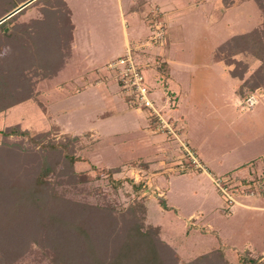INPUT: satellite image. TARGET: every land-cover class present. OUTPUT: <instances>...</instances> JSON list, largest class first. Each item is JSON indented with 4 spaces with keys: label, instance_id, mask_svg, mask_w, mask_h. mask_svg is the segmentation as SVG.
I'll return each instance as SVG.
<instances>
[{
    "label": "rangeland",
    "instance_id": "374dc122",
    "mask_svg": "<svg viewBox=\"0 0 264 264\" xmlns=\"http://www.w3.org/2000/svg\"><path fill=\"white\" fill-rule=\"evenodd\" d=\"M23 1L0 0V20ZM57 1L33 2L13 21L0 24L1 91L17 99L30 92L34 97L0 112V185L33 182L48 155L55 167L51 179L61 178L59 190H68L73 200L95 203L109 197L117 209L143 204L146 224L159 228L160 239L172 249L164 256L173 260L172 252L177 254V264H191L219 249L233 264L242 253L264 257V88L252 94L258 102L251 108L243 105L247 99L240 93L262 61L239 53L241 45L231 50L233 66L214 61L217 49L229 40L263 28L264 0H66L79 48L64 70L69 48L59 50L63 38L59 44L52 38L58 23H42L48 33L43 40L37 30L31 40L25 35L26 28L29 35L35 25L40 29L36 20L50 4L62 12ZM159 22L167 33L164 46H146L136 57L156 108L175 125L177 137L155 133L154 119L125 100L115 73L107 69L110 60L125 52L126 38L132 46L147 42ZM9 26L13 40L3 34ZM140 26L143 37L138 36ZM62 27L65 36L68 28ZM85 40L94 44L91 54L100 57L90 64L83 55ZM42 51L36 60L35 52ZM169 55L178 64L168 65ZM45 60L59 64L56 78L40 80L43 71L35 72L36 63ZM11 127L27 131L39 144L4 138L1 131ZM51 143L68 152L44 148ZM185 149L202 169H196ZM66 152L80 160L73 168ZM109 170L122 181L117 191ZM213 178L230 180L234 197L245 205L228 207ZM160 199L174 210L163 209ZM11 207L0 192V220L7 227L0 228V258L6 248L19 251L12 256L23 254L11 264H49L36 251V226L10 220ZM197 264L222 261L214 255Z\"/></svg>",
    "mask_w": 264,
    "mask_h": 264
},
{
    "label": "trees",
    "instance_id": "16d2710c",
    "mask_svg": "<svg viewBox=\"0 0 264 264\" xmlns=\"http://www.w3.org/2000/svg\"><path fill=\"white\" fill-rule=\"evenodd\" d=\"M26 1L28 0L22 3ZM38 1L40 0L36 2ZM57 2L62 5L59 6L62 8V12H59L58 8L56 12L52 10V5L50 4L48 6L49 10L43 14V18L38 21L36 20V22L40 23V29L38 25H35V28H32V31L34 29L32 35H29V29L26 28L25 35L28 41L34 38L38 31L41 35V40H43L42 35L47 33V29L43 30L42 23L48 21L51 27H55L54 24L58 23L59 28L55 27V30L52 28L54 30H52L54 32L52 38L56 44H59V40L63 38L62 45H58L59 50L63 51L72 40V12L64 0ZM27 8L1 25L13 21ZM59 20H61V23H64L61 24ZM63 25L66 29L68 28L69 32L65 36L61 35ZM10 26L3 34L6 38L12 39L8 36L12 33ZM263 34L264 26L260 30L256 29L248 34L235 36V38L218 48L214 54L215 63H222L223 60L227 66L231 67L234 63L232 59L234 53L231 50L234 49V46L241 45V51L238 50L239 53H251L258 60L262 61V65L257 69L255 75L248 80L249 82L244 84L246 86L241 88V96L246 99L259 89L264 88ZM23 37V34L19 35L16 43L20 42ZM1 42L0 37V47ZM63 45L64 48L61 49ZM43 51L35 52L36 60H39L38 58ZM51 57L47 59H51ZM49 63L50 60L48 62L45 60L36 63L34 66L36 67V73L38 72L37 69L43 71L40 80L53 79L61 69L57 62H53L52 65H49ZM2 64L3 66L7 65L6 62ZM233 72L231 71L232 75L235 74ZM21 73L23 74L24 72L21 70ZM1 89L0 85V112L34 98L33 93L30 92L29 95L26 94L24 97L17 99V96L11 97L3 94ZM29 89L30 91L32 90L31 87L26 90ZM245 89L248 90L247 93H245ZM1 133L6 139L13 136L28 138L33 143L39 144L36 138L32 137L27 131L20 130L18 127H11L1 131ZM44 148L57 151H61L62 148L66 149L65 146L55 143L46 144ZM66 151L68 152L67 149ZM67 152L65 153V157L70 161V168H73L74 164L80 160ZM50 163L51 161H49L47 155L43 159L37 178L29 184L5 183L0 185V192L10 199L12 205L10 211L7 213V217L10 220L16 218V221L20 224L25 222L23 224H26V226L33 224L36 226L37 235L34 237L33 242L43 262L47 261L49 264H177L179 262V256L173 252V260H169L164 256L167 249L170 251L172 249L160 239L159 228L146 224V207L143 204L135 202L126 209H117L114 199H110L109 197H103L95 203L90 200L82 202L73 200L68 190H59L61 183L64 182L61 178H59L60 181L58 182H54L51 179L55 167L51 166ZM107 172L109 173L110 180L113 182L114 189L117 191L121 187L122 181L114 180L113 173L116 172L115 170ZM73 176H76V174L73 173L70 177L72 178ZM137 189H140V186ZM159 203L165 210H174L163 199H160ZM4 220L6 219L4 218ZM4 226L6 227L4 221L0 220V228H4ZM4 230L6 231L5 228ZM202 233L206 234L208 230L203 229ZM27 249L28 245L24 249L25 252ZM4 250L3 257L0 258V264H6L9 260L8 264H11V260H16L23 255H18L19 251L16 250L6 248ZM12 252L18 254L12 256ZM214 255L220 258L222 264H233L226 258V253L222 249L201 255L191 264H197ZM238 264H264V261L261 258L252 257L249 253H242L238 256Z\"/></svg>",
    "mask_w": 264,
    "mask_h": 264
},
{
    "label": "built area",
    "instance_id": "2783aa9c",
    "mask_svg": "<svg viewBox=\"0 0 264 264\" xmlns=\"http://www.w3.org/2000/svg\"><path fill=\"white\" fill-rule=\"evenodd\" d=\"M151 29L152 34L147 42H140L135 46L128 44L125 54L108 64L107 69L115 73L121 94L125 100L138 109L145 110L150 117L154 119L155 128L153 131L155 133L177 137L175 125L171 123L170 120L166 119L163 113L156 108L155 102L151 98V91L146 84L142 66L136 57L137 52L144 50L146 46H151L153 48L155 46H164L167 33L161 23H155ZM257 102L258 98L252 95L243 102V105H247L251 108L255 106ZM185 150L188 152L189 157L192 158L196 169H202L201 163H198L193 153L188 149ZM213 183L225 198L228 207L233 208L241 204L236 200L231 191L232 186L230 185V180L225 181L220 178H213ZM251 195L253 194L250 193L249 196Z\"/></svg>",
    "mask_w": 264,
    "mask_h": 264
},
{
    "label": "crops",
    "instance_id": "0c3cea01",
    "mask_svg": "<svg viewBox=\"0 0 264 264\" xmlns=\"http://www.w3.org/2000/svg\"><path fill=\"white\" fill-rule=\"evenodd\" d=\"M64 2L67 4V6L69 7V9H70L71 12H72V14H71V23H72V25H73V31H72V34H71V36H72V40H71V43H70L69 46H68L69 49L67 50V55H66V57H65L64 63L62 64V66H63V69H62V70L66 69L67 65L70 64V62L72 61V59H73V57H74V55H75V53H76V50L79 48V46H77V45H78V39H76V30H77V27H76V24H75L74 21H73V16H74V14H73L72 8L68 5L67 1L64 0ZM20 4H21V3H20ZM164 5H167V4L164 3ZM148 27H149V26H148ZM142 28H143V26H140V29H137L138 36H139V37H143V36H145L144 28H143V29H142ZM90 34H91V32H87L88 39L91 37ZM127 37H128V35H127ZM128 44H130V41H129V39L126 38V44H125V47H124V49H125L124 51H126V47H127ZM93 47H94V44H93L90 40H85V41L82 43V49H83V53H84V54H83V55H84V59H85V61H86L88 64L93 63L94 61L100 59L99 56H96V55H94V54H91V51H90L89 49H90V48H93ZM115 51H116V50H115ZM115 51H114V52H115ZM114 52H111V53H114ZM124 54H125V52H124L122 55H118V56L114 57L112 60H110V62H112V61H114V60L120 58V57L123 56ZM167 63H168V65H170V66H174V65L178 64L177 62L171 60L170 55H169V57H168V59H167ZM107 64H108V63H107ZM97 70H99V69H96V71H97ZM97 73H98V71H97ZM54 78H56V77H54ZM54 78H53V79H54ZM46 80H51V79H46ZM98 82H100V83H103V82H104V83H108V81H106L105 79H104L103 82H102V81H98ZM97 84H98V83H97ZM166 98H167L169 101L172 100L171 97H169V96H166ZM165 102H167V100H166ZM231 181H232V180H231ZM243 203H244V202H243ZM243 203H241L240 205H241V206H244L245 204H243ZM240 205H239V206H240ZM199 229L201 230L202 228L199 227ZM203 229H205V228H203ZM260 258L264 261V257H263V256L260 257Z\"/></svg>",
    "mask_w": 264,
    "mask_h": 264
},
{
    "label": "water",
    "instance_id": "95a60500",
    "mask_svg": "<svg viewBox=\"0 0 264 264\" xmlns=\"http://www.w3.org/2000/svg\"><path fill=\"white\" fill-rule=\"evenodd\" d=\"M35 1L36 0H29V1H27L26 3H24L23 5H21L17 9H15L12 13L8 14L5 18L1 19L0 20V24H2L3 22H5L6 20L10 19L11 17H13L14 15H16L17 13H19L23 9L27 8L29 5H31Z\"/></svg>",
    "mask_w": 264,
    "mask_h": 264
}]
</instances>
